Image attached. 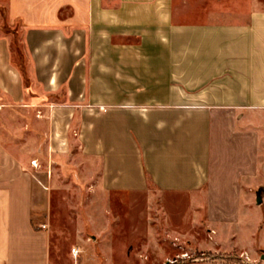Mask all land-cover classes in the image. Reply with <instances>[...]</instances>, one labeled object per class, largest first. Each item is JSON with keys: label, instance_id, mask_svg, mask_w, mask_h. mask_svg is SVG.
<instances>
[{"label": "crops", "instance_id": "obj_1", "mask_svg": "<svg viewBox=\"0 0 264 264\" xmlns=\"http://www.w3.org/2000/svg\"><path fill=\"white\" fill-rule=\"evenodd\" d=\"M217 2L0 0V264H166L168 231L206 256L178 264H264V2ZM72 169L100 216L77 260L53 243Z\"/></svg>", "mask_w": 264, "mask_h": 264}, {"label": "rangeland", "instance_id": "obj_2", "mask_svg": "<svg viewBox=\"0 0 264 264\" xmlns=\"http://www.w3.org/2000/svg\"><path fill=\"white\" fill-rule=\"evenodd\" d=\"M238 1L241 2V1H247V0H219V4L217 2L218 4L217 7H214L212 9L213 10H219V9L223 10L224 8L229 7L228 5L235 4L232 2H238ZM261 1L264 2V0H261ZM209 6H210L209 3L203 4L200 8L201 12L202 11L207 12V10L211 9V7ZM3 28L5 29L4 31H7V32L11 31L8 25H5ZM71 171L76 181L65 183V188L67 189L65 190L66 197L61 198V199H56L53 205V211L55 212L53 214L54 216L53 223H55L57 230H60V232L65 233V235H62V233L61 234L57 233L53 239V243L55 244L57 258L61 257L60 252L62 253L63 251L65 252V257L68 258V256L71 254V250L75 247L73 246L75 235L78 233L79 230L80 231L82 230L83 226L87 227V231L85 233L86 238L90 240L93 239L92 238L93 231L91 230V226L97 225L100 222V216L97 215L95 211L92 209L94 204L96 203V200L81 197L80 192H79V188L81 187V184L77 180V177H75V174H76L75 169H72ZM67 194H69L70 197H67ZM144 202L145 200L142 197L128 198L125 195H120L119 197H116L115 199L112 200L113 208L115 211L119 212V218H120L119 222L120 224L124 226V228H126L128 224L131 225V223L133 224L136 223L137 226L141 225V228H138V230H136L137 236L139 237L142 236V233L144 231L143 230V224L145 223L144 215L142 213L138 215L129 214L128 209L129 207L143 208ZM178 203H180V205L184 206L185 208L187 206V201L185 199L179 200ZM154 207H156L153 209V215H152L154 226L158 228L160 226H162L163 228L164 227L168 228L169 220H167L165 218V215L162 213L161 204H157ZM173 225L178 229L180 233H182L181 231H184V229L190 228V225L188 223H184L183 221H179V220L175 221L174 219H173ZM181 228H183V230H180ZM122 232L124 234L126 230ZM157 232L159 233V231ZM192 232H193L192 236H195L196 233H200V232H194V231ZM159 235H160V239H164V241L170 244V246H172L174 250L175 249L178 250L177 253L180 252L181 254L187 251L191 252V249L189 250L190 244H188L189 246L187 247L186 243H184L185 240L182 239L181 236H179V234L175 233L174 231H168V234L164 232H160ZM176 244L178 246L177 248L175 247ZM181 246L184 247L183 251L181 250ZM76 248L79 249L80 247L76 246ZM168 252L170 254L172 253L170 248H168ZM192 252L193 254H195L194 250H192ZM172 254L174 255V253ZM199 255L202 256L199 253L196 254V256H199ZM81 256L82 255H80L79 259H81ZM83 257L87 261L88 254L86 253L83 254ZM205 258L206 256L203 257L202 260H204ZM231 259H233V261H237L238 263H242V264L244 263L238 258H231ZM142 263H143L142 261H139V264H142ZM134 264H138V262ZM166 264H170V263L167 262Z\"/></svg>", "mask_w": 264, "mask_h": 264}, {"label": "built area", "instance_id": "obj_3", "mask_svg": "<svg viewBox=\"0 0 264 264\" xmlns=\"http://www.w3.org/2000/svg\"><path fill=\"white\" fill-rule=\"evenodd\" d=\"M104 108H101V111H103ZM33 165L35 167H37L36 165V162H33ZM46 228V226H43V229ZM71 254H72V257L74 258V260H77L79 258V256L81 255V251L77 248H73L71 250ZM203 257L205 256H196V254H192V253H189V252H184L182 253L180 256H178L177 258L173 259V260H169L168 263L170 264H178L180 261H191V262H196V261H199L201 260Z\"/></svg>", "mask_w": 264, "mask_h": 264}, {"label": "trees", "instance_id": "obj_4", "mask_svg": "<svg viewBox=\"0 0 264 264\" xmlns=\"http://www.w3.org/2000/svg\"><path fill=\"white\" fill-rule=\"evenodd\" d=\"M200 256V255H199Z\"/></svg>", "mask_w": 264, "mask_h": 264}]
</instances>
